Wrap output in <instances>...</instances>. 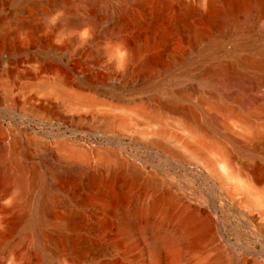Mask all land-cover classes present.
<instances>
[{"label": "bare ground", "instance_id": "1", "mask_svg": "<svg viewBox=\"0 0 264 264\" xmlns=\"http://www.w3.org/2000/svg\"><path fill=\"white\" fill-rule=\"evenodd\" d=\"M34 2L22 0L16 10ZM37 6L39 27L64 46L38 43L42 76L27 87L42 104L56 100L74 119L90 120L83 133L111 142L132 137L165 163L203 169L264 228V0H36ZM12 57L0 50L5 64ZM51 66L72 72L50 75ZM97 71L108 73L101 80ZM162 76L175 82L160 91ZM128 85L140 95H123ZM0 130V172L10 181V200H0V264H159L164 251L178 257L183 245L195 253L189 264L232 262L205 248L218 239L219 219L215 197L207 205L213 215L202 210L194 180L186 187L169 182L158 174L164 168L130 163L111 147L37 132L25 141L10 127ZM43 156L62 167L52 172ZM54 194L70 198L66 207L56 210L62 203ZM134 233L144 246L132 242Z\"/></svg>", "mask_w": 264, "mask_h": 264}, {"label": "rangeland", "instance_id": "2", "mask_svg": "<svg viewBox=\"0 0 264 264\" xmlns=\"http://www.w3.org/2000/svg\"><path fill=\"white\" fill-rule=\"evenodd\" d=\"M21 1L0 0V16L3 17L0 21V50L7 48L13 55L8 64H5L0 58V126L4 130L10 127L14 134L25 141L27 140L23 137L28 138L27 135H33L37 132L41 135L51 134L57 136V138L60 137V139L75 140L87 147H96L98 149L111 147L110 149H113L120 157L130 163L136 161L135 163L141 166L164 168V170H159L158 174L161 173L160 175L162 176L164 174V178L167 181L175 182L182 187L188 185L189 179L194 180L197 196L201 199L203 198L204 203H206L205 206L201 207L202 210L209 215H213V211L209 210L207 205L215 197L216 216L214 215V218L219 219L217 226V230L220 231L218 239L216 242L212 241L210 245L206 246L204 242L206 250L213 255L223 252L225 256L232 260L230 264H237L241 260H246V262L256 260L264 263V228L260 226L258 220L252 216L249 210L243 209L234 202L229 201L223 192L217 188L216 181L209 179L208 174L203 169L193 168V170L192 167L187 165L165 163L154 150L132 137H120L118 140L111 142V140H107L109 138L104 140L100 136L83 133L80 130L81 127L86 129L92 126L90 120L80 121L74 119L71 113H64L58 107V101L56 100L51 101L50 104H47L48 102H45V104L41 103L40 99L36 97V93L27 87L28 85L36 84L40 79L38 77L42 76L39 73L41 70L37 68L39 65L36 63V59L40 60L39 53L41 54L38 43L41 44L42 48H46L49 43L60 47V49L64 46L55 43V41L52 42L49 35L45 34L47 31H45L44 27H39L41 21L36 20V10L40 9V7H36V0L31 6L17 11L16 8H19L17 3ZM36 28L38 30L37 34ZM71 72L65 71L58 66H51L50 75L65 77L70 75ZM97 72L101 74V80L108 73V71ZM66 81H71V79L69 78ZM156 81L157 89L160 91L168 89L175 82L171 78L164 76ZM133 88L132 85L126 86L122 94L134 93ZM105 90L113 92L111 87H105ZM139 95V93H134V97ZM39 106L42 110L40 114L36 115V109ZM47 107L49 110L46 109ZM4 139L5 133L1 131L0 142ZM46 140L51 142L54 138L50 137ZM30 151L36 160L39 154L36 155L35 148H31ZM42 158L47 162L52 172L62 167L49 156H43ZM69 173H71L70 170ZM7 177V171L0 172V200H2V205L10 200V197L5 195L10 186L9 177ZM64 187L69 189L66 183ZM30 192H34L33 188L30 189ZM53 198L62 203L56 206V210L63 208L66 205L64 201L70 199L59 194H54ZM80 199L83 200L84 198ZM87 200L86 203L89 202L90 204L91 200L88 197ZM132 242H138L141 246H144L145 243L141 236L135 233L132 236ZM252 250L258 255L253 256ZM163 253L159 264H189L195 254L188 251L186 245L182 246L178 257L170 250ZM36 264H39L38 259ZM144 264L155 263L146 258Z\"/></svg>", "mask_w": 264, "mask_h": 264}]
</instances>
